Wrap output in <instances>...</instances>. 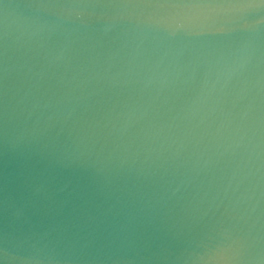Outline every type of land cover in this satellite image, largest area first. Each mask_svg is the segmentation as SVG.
Listing matches in <instances>:
<instances>
[{
	"label": "water",
	"instance_id": "obj_1",
	"mask_svg": "<svg viewBox=\"0 0 264 264\" xmlns=\"http://www.w3.org/2000/svg\"><path fill=\"white\" fill-rule=\"evenodd\" d=\"M0 264H264V0H0Z\"/></svg>",
	"mask_w": 264,
	"mask_h": 264
}]
</instances>
